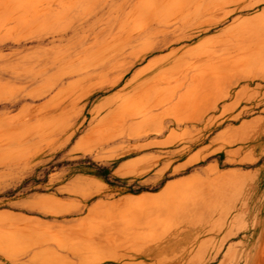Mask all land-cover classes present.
Masks as SVG:
<instances>
[{
  "label": "rangeland",
  "instance_id": "1",
  "mask_svg": "<svg viewBox=\"0 0 264 264\" xmlns=\"http://www.w3.org/2000/svg\"><path fill=\"white\" fill-rule=\"evenodd\" d=\"M0 264H264V0H0Z\"/></svg>",
  "mask_w": 264,
  "mask_h": 264
},
{
  "label": "trees",
  "instance_id": "2",
  "mask_svg": "<svg viewBox=\"0 0 264 264\" xmlns=\"http://www.w3.org/2000/svg\"><path fill=\"white\" fill-rule=\"evenodd\" d=\"M99 172H100V171H99ZM100 175H101L102 177H104L105 179H108V178H109V173H108L107 171H104L103 173L100 172Z\"/></svg>",
  "mask_w": 264,
  "mask_h": 264
}]
</instances>
